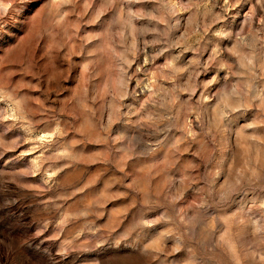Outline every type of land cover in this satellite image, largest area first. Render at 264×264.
Returning a JSON list of instances; mask_svg holds the SVG:
<instances>
[{
  "label": "rangeland",
  "instance_id": "rangeland-1",
  "mask_svg": "<svg viewBox=\"0 0 264 264\" xmlns=\"http://www.w3.org/2000/svg\"><path fill=\"white\" fill-rule=\"evenodd\" d=\"M0 264H264V0H0Z\"/></svg>",
  "mask_w": 264,
  "mask_h": 264
}]
</instances>
